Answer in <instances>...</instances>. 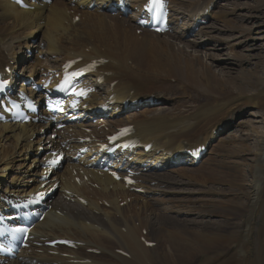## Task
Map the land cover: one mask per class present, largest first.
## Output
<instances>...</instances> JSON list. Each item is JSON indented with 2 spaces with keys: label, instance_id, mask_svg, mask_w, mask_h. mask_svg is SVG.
Returning <instances> with one entry per match:
<instances>
[{
  "label": "bare ground",
  "instance_id": "6f19581e",
  "mask_svg": "<svg viewBox=\"0 0 264 264\" xmlns=\"http://www.w3.org/2000/svg\"><path fill=\"white\" fill-rule=\"evenodd\" d=\"M143 1L126 0L134 5ZM169 2L172 12L183 17L173 14L175 31L161 37L139 29L136 15L124 18L104 11L114 0H52L49 5L42 0H0V69L12 70L9 95L38 100L40 69L46 73L80 58L84 63L106 61L100 69L107 74L106 99L114 94L118 102L151 97L169 102L88 125L99 139L132 125L137 138L153 145V152L140 154L142 160L135 163L140 170L146 164L140 178L144 195L71 161L53 171L45 188L42 164L52 158L49 148L57 150L58 142L72 134L50 132L47 113L35 117L28 112L32 119L27 124L0 121V198L42 187L48 191L59 182L48 204L50 213L33 232L35 242L68 239L84 244L58 256L31 246L21 261L2 258V264H264V60L255 54L257 45L247 55L236 52L238 44L257 39L255 27L250 22L238 25L235 7L216 13L222 0ZM92 3L98 6L95 11L88 10ZM212 4L208 18L220 22L219 31L229 37L218 40L212 30L194 31L193 19ZM263 5H249L245 17L264 25L258 9ZM38 35L42 41L36 40ZM223 62L236 70L218 73ZM91 81L95 84L96 79ZM250 110L262 119V127L235 123ZM237 127L231 137H220ZM77 137L86 134L78 131ZM202 146H209L215 156L206 159L208 151L200 161L190 156ZM183 213L191 219H182Z\"/></svg>",
  "mask_w": 264,
  "mask_h": 264
},
{
  "label": "rangeland",
  "instance_id": "374dc122",
  "mask_svg": "<svg viewBox=\"0 0 264 264\" xmlns=\"http://www.w3.org/2000/svg\"><path fill=\"white\" fill-rule=\"evenodd\" d=\"M262 3L264 4V0H225V2H224V0H222V2H220L219 6L216 9V13L219 12L221 9H226L227 8L228 10H233L234 7H235L236 8V12H234L235 14H234V17L233 18L238 23V25L246 24V23H249V22L252 23L250 26H254L255 27L254 28L255 29L254 37H256L257 39L254 42L253 41H250L247 44H244V43H242L241 45L238 44V46H236V52L238 54H240V55H243V54L247 55L248 52H249L248 49L251 50L250 46L257 45L256 48L258 50L255 51V54L256 55L259 54V56H261L263 58V60H264V25L260 21H257L256 19L251 20L248 17H245L247 15H250V11L248 10V8L251 5L255 7V6L263 5ZM258 9L260 11H262V14L264 15V5H263V7L262 6L261 7H258ZM253 12L254 11L252 10V13ZM173 14H175V16L183 17V15H179L177 12H173ZM253 14H256L255 16H258L257 12H254ZM247 20H248V22H247ZM210 21H212V22H210L207 26L203 27L204 29L201 28L200 30H202L204 32L207 29H208L207 32H209V31L212 30V36H215L218 40H220L221 38H224L223 37L224 35H226V37H229L230 36V33H222V32L219 31L221 29V27H220L221 26V23L220 22H218L216 19H213V18H211ZM182 23H184V22H182ZM254 24H256V25H254ZM210 36H211V34H210ZM41 39L42 38L39 35L36 37V40H38V41H40ZM232 40H234V41H232V42H234V44H237L238 43V41L236 39L233 38ZM228 49L229 48L222 49V51H221L222 53L221 54L223 55L222 56L223 58H226ZM34 52L32 50L31 58L35 55ZM262 54H263V56H262ZM235 70H236V66L225 65L224 62H223V64L221 66H219L217 68V72L220 73V74H223V75H229L230 72L235 71ZM232 75H237V74H232ZM172 82H174V81H172ZM182 98L184 99V96L183 95H182ZM168 104H169V102H168ZM159 106L164 107V106H166V104H161ZM155 107L157 108L158 106H155ZM167 108H169V107L167 106ZM251 112H253V111L250 110V111L247 112V114H245V115L242 114L241 116H239L237 118V120L235 121V123L238 122V124H239V123H242L243 122V124L245 123L244 125H247V126L248 125L250 126L251 124H255L258 127H262V121H261L262 119L261 118H257L256 114L254 112L252 114ZM235 126H237V124H235ZM239 129L240 128L237 127V128H234L232 130V132H230V131L223 132L220 135V137L229 138L232 135H234L236 133V131H239ZM250 144H252V145L254 144L255 145V142L252 140V141H250ZM214 156H215V153L213 154L212 149L210 148L208 150L206 159H209L210 157H214ZM209 165H210V162H206V165L205 166L207 167ZM159 173H162V172H159ZM22 195H26V194H22ZM196 196H198V197L201 198L204 195L203 194H198V195L196 194ZM183 214L184 215H182L183 216L182 219H187V220L191 219V217H189L188 215H185V213H183ZM234 237H235V235H234ZM231 247H233V245ZM208 259L211 260L212 257L211 258H208ZM205 261H207V259H204L203 260V262H205Z\"/></svg>",
  "mask_w": 264,
  "mask_h": 264
}]
</instances>
